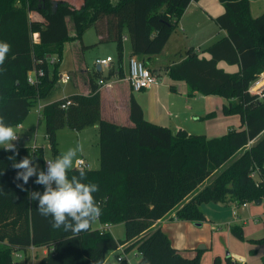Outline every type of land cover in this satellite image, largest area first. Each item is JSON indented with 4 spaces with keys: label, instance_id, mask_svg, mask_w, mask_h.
Listing matches in <instances>:
<instances>
[{
    "label": "trees",
    "instance_id": "16d2710c",
    "mask_svg": "<svg viewBox=\"0 0 264 264\" xmlns=\"http://www.w3.org/2000/svg\"><path fill=\"white\" fill-rule=\"evenodd\" d=\"M190 1L82 0L75 8L64 0H0V41L11 45L3 65L6 71L0 74V114L13 126L57 88L65 42L81 43L85 30L93 26L100 36L98 42L114 43L117 63L106 75L96 69L89 73V94H74L45 104L40 117L54 157L58 155L56 135L60 129L81 130L97 125L99 166L83 168L87 173L84 182L100 186V192L94 194L102 208L97 221L124 226L122 240L92 227L78 236L63 228L54 229L51 217H42L37 202L28 198L29 192H43V187L32 177L24 185L27 191L18 188L23 181L14 179L18 170L8 160L13 153L0 148V186L4 189L0 194V264L104 263L107 251L125 243L137 249L138 264H200L199 253L182 255L168 235L154 227L155 222L174 210L172 218L198 223L203 220L202 202L242 205L264 200V97L248 92L249 85L264 72V13L252 16L249 0H218L223 12L215 22L225 35L203 49L208 58L199 57L189 48L185 57L163 69L170 79L184 81L189 94L222 97L226 101L224 111L242 113L241 127L213 137L183 128L173 131L146 120L133 96L129 99L132 125L101 118L99 85L113 74L123 77L124 35L129 38L132 55L144 62L146 57L161 52ZM62 9L68 10L60 16ZM31 13L38 18H32ZM66 15L73 35L66 30ZM55 17L54 25L46 22ZM81 46L83 49L87 45ZM221 60L238 64L239 69L224 71L217 66ZM39 69L43 75L37 76L35 83L28 82V73ZM148 69L158 77V69ZM65 100L71 104L61 108ZM243 147L246 163H228L234 151ZM17 149V161L29 155L43 166L42 148ZM80 169L73 168L69 177L78 175ZM252 171L258 175L251 177ZM232 232L242 237L241 228L234 227ZM41 248L45 252L34 254L36 262L13 260L15 252ZM227 262L234 264L229 256ZM116 264L129 263L122 258ZM212 264H219V257H214Z\"/></svg>",
    "mask_w": 264,
    "mask_h": 264
},
{
    "label": "crops",
    "instance_id": "0c3cea01",
    "mask_svg": "<svg viewBox=\"0 0 264 264\" xmlns=\"http://www.w3.org/2000/svg\"><path fill=\"white\" fill-rule=\"evenodd\" d=\"M64 1H67L70 6L75 8L78 7L82 2V0ZM253 2L256 3L255 11L252 10V6L254 7V5H252ZM249 3L252 16H257L261 13H264V0H249ZM67 10L68 9L60 10L59 15L61 16V14ZM222 12L223 5L218 0L190 1L178 19L177 25L171 32L161 52L144 59V63L148 68L158 69L155 74L158 75L157 78L159 82L149 88L139 91H133L125 80V76L127 75L128 61L130 57H133V55L131 53V46L129 45L128 49V45H124V41L128 42L129 40L128 36L124 35L123 46L124 49L126 48V58L123 52V58H125V63L122 59L123 77L116 78V75L113 74V76L99 85L98 91L100 96L101 118L118 125H132L133 123L129 117V99L130 96H133L135 101L140 105L143 116L146 120L158 125L167 126L173 131L178 128H183L189 133H200L213 137L217 136V133L219 132L225 131L226 133L232 128L241 127L243 124L242 113L239 111H224L223 105L226 103V101L222 97L217 95L189 94L188 87L184 81L170 79L167 75V72L163 70L167 65H170L173 62H178L183 57H185L186 51L189 48H192L199 57L208 58V52L204 51L203 49L225 35V31L221 29L215 22V18ZM30 16L32 18H38L33 13H31ZM65 17L68 16L66 15ZM65 17L63 18L64 24L66 21ZM57 18L58 17H55L51 20H47L46 22L53 23L54 25L57 21ZM73 34L69 33V35ZM33 37L35 38L36 34H33ZM83 37L84 35L82 36V44L85 43ZM99 38L100 36H97V39ZM70 42H74V45H68ZM206 43H208L207 46L202 48L201 45H206ZM79 44L80 41L78 40H71L64 43L62 59L59 64L58 86L46 99L38 101V105L41 107L50 102L64 99L74 94H89V73H91L93 69H96L101 71L102 75H106L109 70L115 67L117 59L115 54V45L113 42L107 43L106 49L99 51L96 54L93 59V65L91 66L93 68H91L87 63L84 52L82 51V48H80L81 44ZM107 56L112 57V61L109 63V65L99 66L100 69H97L98 65L95 64V60ZM217 66L226 72H235L239 69L238 64H228L222 60L217 63ZM66 75L68 76V79L64 80V76ZM165 80L167 81L165 82ZM30 111H32L33 115L35 116L33 125H35L36 129L38 128L37 126L39 121H43V119L40 117V113L36 111V106L33 107V109L30 108L29 112ZM209 112L217 113V119L211 120L208 124H206L207 129H209L207 130L204 128V120L201 117ZM26 118L21 123L14 126L17 130V134L19 132L18 135L20 136L17 141L13 142L17 147L30 146L28 141L33 136L32 125L27 122ZM217 120H220V123L214 124V121ZM64 130H66V128H62L57 132L56 138L58 140V148H60L62 151L60 143L64 139L74 140L76 144L77 142H80L84 145V151L78 156L77 159H82L87 164L88 168H98L99 149L97 125L94 124L81 130L69 129V131H67L70 132L68 136L66 133L61 135V132ZM32 146L42 148L36 144H33L30 147ZM61 151L60 153H62ZM57 156L54 157L52 154L50 156H46L44 154V158L53 157L54 159ZM76 161L74 162L73 168L77 167ZM41 166L42 165L40 164V169ZM218 204L228 203L218 202ZM173 216L174 210L165 217L157 220L154 224V227H160L168 235L172 245L177 248L182 255L185 256V254L182 252L183 249L185 247L191 246L193 242L184 234H177L174 230L176 227L184 228L189 227V224L196 223L178 220L176 218H172ZM101 226L102 224L98 221H95L92 224L93 229L99 230ZM111 226L112 225L109 226V232ZM127 245L128 243H125L121 246L124 247ZM30 251L32 258H35L34 254H36L37 251H41L40 254H43L45 249L41 248L35 251L34 249H30Z\"/></svg>",
    "mask_w": 264,
    "mask_h": 264
},
{
    "label": "rangeland",
    "instance_id": "374dc122",
    "mask_svg": "<svg viewBox=\"0 0 264 264\" xmlns=\"http://www.w3.org/2000/svg\"><path fill=\"white\" fill-rule=\"evenodd\" d=\"M112 1L115 2L116 0ZM252 5H254V7L252 6V10L255 11L256 3L253 2ZM67 18L68 17H65L66 30L67 32L73 34L74 30L72 28L71 22ZM83 35V39L85 41V43L83 44L87 46H85L82 51L84 52L87 63L91 67L93 65V59L96 54L99 51L105 50L107 47V43L111 42H98L97 33L93 26L88 27ZM73 43L74 42H70L68 43V45L73 46ZM129 43V40L128 42L124 41V45H128V49L130 45ZM207 44L208 43H206V45H201L202 48L207 46ZM80 48H82V46ZM125 49L124 55L126 58ZM125 58H123L124 63ZM166 81L167 80H165V82ZM31 109H33V107H31ZM216 114L217 113H214L212 116L203 119L205 125L204 128L207 129L206 124H208L209 121L217 119ZM26 119L27 122L32 125L33 132V136L29 139L28 144L30 146L33 144L41 146L43 149V153L46 156H50L51 151L48 148L47 141L44 137L43 121L40 120L37 126L38 128L35 129V125H33L35 116L33 115L32 111L28 113ZM216 123H220V120L214 121V124ZM67 131H69V129L67 130L66 128V130L61 132V135L66 133V135L68 136L70 132ZM223 133H225V131L217 133V136H220ZM206 136L211 137L208 135ZM251 143L252 141L247 145H250ZM75 144L76 143L74 140H62L60 143L62 151L60 150V148H58V153L60 154V151L63 152L70 147H74ZM244 149L245 147L241 148L240 150H235L228 163H232L235 160L238 161V165H243L244 163H246L244 162L246 160V156H244L243 154ZM36 163L40 168V163ZM210 180L211 178H209L207 181ZM200 209L203 214V220L199 221V224H189V227L184 228L176 227L174 230L177 234H184L193 242L191 246L185 247L183 249L182 252L183 254H185V256H193L199 253L200 264H212L213 259L216 256L219 257V264H228V256L230 257V261L232 263L264 264V258H262L264 257V200H262L259 204H256V202L254 201L246 202L245 206L236 204L234 202H230L228 204L202 202L200 204ZM234 227L241 228V238L236 236L232 232V229ZM110 234L115 239L122 240L124 238L123 223L112 225L110 228ZM40 253L41 251H37L36 255H40ZM117 256L126 259L129 264H138L139 253L137 249L135 247H123L121 245L117 249L109 250L106 252L105 261L103 264H116ZM24 259H26L27 263H32L36 262L38 258H32L30 250H27L25 252L19 251L13 253L14 261L23 262Z\"/></svg>",
    "mask_w": 264,
    "mask_h": 264
},
{
    "label": "clouds",
    "instance_id": "9594fccd",
    "mask_svg": "<svg viewBox=\"0 0 264 264\" xmlns=\"http://www.w3.org/2000/svg\"><path fill=\"white\" fill-rule=\"evenodd\" d=\"M10 51L11 45L0 41V74L6 71L3 65ZM19 137L16 128L7 123L5 117L0 114V148L13 153L8 156V160L12 162V168L18 170L14 179L23 181V184H17V187L27 191L24 185L30 178L35 177L34 183L41 185L43 192L31 191L28 198L37 202L36 208L42 217H51L49 222L54 229L63 228L73 236L90 230L92 224L102 215V208L94 195L100 192V186L84 182L87 180V173L83 168L79 170L78 175H68L78 156L83 153L84 145L77 142L75 147L68 148L56 158L45 159L46 169H40L35 157L28 155L19 161L16 160L19 150L13 142ZM0 175H3V171H0ZM3 193L4 189L0 186V194ZM96 264L103 262L96 261ZM145 264L149 262L145 261Z\"/></svg>",
    "mask_w": 264,
    "mask_h": 264
},
{
    "label": "built area",
    "instance_id": "2783aa9c",
    "mask_svg": "<svg viewBox=\"0 0 264 264\" xmlns=\"http://www.w3.org/2000/svg\"><path fill=\"white\" fill-rule=\"evenodd\" d=\"M53 58H51L50 62H53ZM112 61L111 56L98 58L95 60V64L98 66H108L109 63ZM43 75V71L41 69L36 71H31L28 73L27 80L30 83H35L37 76L40 77ZM68 76H64V80H67ZM125 80L127 81L129 87L133 91H139L142 89H146L151 87L152 85H155L159 82L158 78L155 77L151 72L149 71L148 67L145 65V63L138 57H130L128 61V68H127V75L125 76ZM248 92L251 94L258 95L259 97H264V73H261L256 80H254L248 87ZM71 104L70 100H65L61 103V108H66L68 105ZM42 107L40 105H36V111L38 113H41ZM45 159H53L45 158ZM45 159L43 162L42 169H46ZM76 165L78 168H87V164L82 159H77ZM251 177H256L257 171H252L250 173ZM246 203L242 204V206H245ZM110 224H102V226L99 228V231L102 233L104 231H108ZM122 258L120 256H117V260H121Z\"/></svg>",
    "mask_w": 264,
    "mask_h": 264
},
{
    "label": "water",
    "instance_id": "95a60500",
    "mask_svg": "<svg viewBox=\"0 0 264 264\" xmlns=\"http://www.w3.org/2000/svg\"><path fill=\"white\" fill-rule=\"evenodd\" d=\"M97 69H100V67L98 66ZM260 202H261V201L258 200V201H256V204H259ZM196 224H199V223H196ZM234 264H237V263H234Z\"/></svg>",
    "mask_w": 264,
    "mask_h": 264
}]
</instances>
